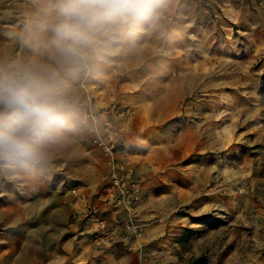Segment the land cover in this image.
Listing matches in <instances>:
<instances>
[{
	"label": "rangeland",
	"instance_id": "1",
	"mask_svg": "<svg viewBox=\"0 0 264 264\" xmlns=\"http://www.w3.org/2000/svg\"><path fill=\"white\" fill-rule=\"evenodd\" d=\"M47 3L0 0V62L31 58L19 36ZM70 86L67 125L48 160L0 167V209L16 210L19 221L28 208L38 223L42 209L68 206L70 220L89 225L92 244L110 250L119 241L99 247L94 219L113 233L105 210L133 212L148 192H176L180 204L169 215H147L150 225L170 231L171 244L161 243L154 256H171V264H264V0H161L153 14L105 41ZM91 112L92 122H84ZM106 120L119 131L115 160L131 166L142 187L131 209L98 199L109 168L94 139ZM199 162L208 167L197 174L204 182L186 183L185 169L195 165L186 167ZM75 187L92 209L76 212L68 193ZM131 218L117 225L137 226L143 235H132L143 239Z\"/></svg>",
	"mask_w": 264,
	"mask_h": 264
},
{
	"label": "clouds",
	"instance_id": "2",
	"mask_svg": "<svg viewBox=\"0 0 264 264\" xmlns=\"http://www.w3.org/2000/svg\"><path fill=\"white\" fill-rule=\"evenodd\" d=\"M161 0H48L19 36L27 62H0V167L48 160L67 125L70 81L89 71L95 53Z\"/></svg>",
	"mask_w": 264,
	"mask_h": 264
},
{
	"label": "crops",
	"instance_id": "3",
	"mask_svg": "<svg viewBox=\"0 0 264 264\" xmlns=\"http://www.w3.org/2000/svg\"><path fill=\"white\" fill-rule=\"evenodd\" d=\"M77 134L80 136V131ZM117 157L123 158V155L118 153ZM189 167L191 168L184 172L185 182H204L206 176L197 174L199 171H206L208 167L202 162L191 163L186 168ZM171 175L174 179L180 177L176 166H172ZM92 191L94 189L90 191V195ZM178 195L172 192L168 198L160 194H154L150 198L148 192L133 212L121 208H110L102 212L101 217L109 222L113 233L121 234L117 236L118 244L110 250H98L92 244L87 233L89 225L76 219L70 220L68 206L56 210L42 209L45 212L38 223L32 222L35 213L28 208L21 211L24 215H19V221L16 210L0 209V228L3 229L0 230V264H171L168 260L171 256L167 257L160 252L157 256L153 255L161 243L171 244L168 237L170 231L166 225H150L147 215L151 211L169 215L173 207L180 204ZM49 197L50 195L41 193L38 198L45 200ZM8 198L14 199L15 196L9 193ZM127 217H132L140 225L144 232L143 239L136 238L131 231L117 225ZM140 246L143 248L138 251Z\"/></svg>",
	"mask_w": 264,
	"mask_h": 264
},
{
	"label": "built area",
	"instance_id": "4",
	"mask_svg": "<svg viewBox=\"0 0 264 264\" xmlns=\"http://www.w3.org/2000/svg\"><path fill=\"white\" fill-rule=\"evenodd\" d=\"M86 119H90L92 122V112L85 115L84 122ZM101 133V135L96 136L94 142L106 158L109 168V178L103 191L99 194L98 199L103 203H119L131 209L133 205L138 204L141 200V184L133 178V168L131 166L115 160V144L119 137V131L114 124L106 120ZM68 193L76 199V212H84L87 209H92L90 204L88 206L86 205L88 198L87 193L83 189L75 187L70 189ZM94 220L99 231V235L95 237L94 242L99 247H110L118 241V237L108 231L103 222H100L98 219ZM125 228L127 231L136 234L137 237L143 235L137 226L126 223Z\"/></svg>",
	"mask_w": 264,
	"mask_h": 264
},
{
	"label": "trees",
	"instance_id": "5",
	"mask_svg": "<svg viewBox=\"0 0 264 264\" xmlns=\"http://www.w3.org/2000/svg\"><path fill=\"white\" fill-rule=\"evenodd\" d=\"M196 262L198 263L199 261L197 260Z\"/></svg>",
	"mask_w": 264,
	"mask_h": 264
}]
</instances>
